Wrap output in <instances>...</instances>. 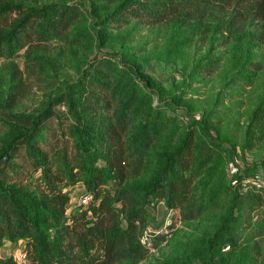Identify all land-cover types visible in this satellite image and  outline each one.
<instances>
[{"label": "trees", "instance_id": "trees-1", "mask_svg": "<svg viewBox=\"0 0 264 264\" xmlns=\"http://www.w3.org/2000/svg\"><path fill=\"white\" fill-rule=\"evenodd\" d=\"M82 1L0 0V59L13 58L24 48L30 58L35 43L51 40L80 43L97 38L104 44L110 24L132 20L160 24L180 17L207 26L206 18L222 12L231 15L221 21L229 26L246 14L264 19V0H120L108 13L101 11L108 8L104 3L92 1L86 6ZM13 15L8 25L3 23ZM89 19L90 27L78 26ZM109 70L112 74L107 77ZM140 82L153 87L151 78L129 62L96 57L65 91L48 95L36 113L8 112V130L0 138V248L6 239L22 240L29 264H264V187L243 188L245 176L255 172L264 176L259 168L240 172L228 184L229 207L214 231L190 253L171 258L149 255L141 236L144 228L161 221V206L156 203H164L166 212L177 210L182 224L200 216L204 206L192 199L196 179L205 174L206 200L213 203L206 188L219 166L214 161L217 148L198 139L197 123L170 149L151 153L172 116L164 103L143 107ZM16 85L20 87L21 81ZM19 92L20 88L0 106L8 109ZM61 104L68 106V115L56 110ZM99 109L111 111L109 120L94 125L92 132L82 119ZM263 113L264 101L254 110L255 115ZM50 119H58L54 128L47 124ZM134 121L139 127L130 134ZM47 130L52 134L49 142L44 137ZM18 158L25 160L22 171H9L10 166L24 165ZM147 166L151 171L146 180L127 184ZM35 173L43 183L41 195L22 184ZM78 183L94 201L88 209L70 214L69 188ZM0 264L23 263L10 256L0 257Z\"/></svg>", "mask_w": 264, "mask_h": 264}, {"label": "rangeland", "instance_id": "rangeland-1", "mask_svg": "<svg viewBox=\"0 0 264 264\" xmlns=\"http://www.w3.org/2000/svg\"><path fill=\"white\" fill-rule=\"evenodd\" d=\"M92 1L106 4L108 8L101 11L108 13L120 0H83L81 3L89 6ZM90 11L89 7L88 13ZM243 11L247 13L244 8ZM246 15L233 26L221 23L231 19V15L225 12L206 18L207 26L183 21L180 17L160 24L132 20L126 25L110 24L104 44H100L97 38L80 43L51 40L35 43L30 58L26 57L28 48L20 50L13 58H2L0 104L10 99V94L18 88L20 92L17 94L19 98L8 109L0 106V138L8 130V112L36 113L48 95L55 96L65 91L86 68L91 67L96 57L134 65L153 82L150 88L140 82L139 95L143 107L150 103L153 107L164 103L169 106L167 113L172 116L171 125L155 138L151 153L176 145L192 123H197L198 139L206 140L217 148L214 161L219 168L214 178H209L210 184L206 188L212 192L214 202L206 200L205 174L198 176L192 199L204 206L202 214L184 222L174 243L160 251V257L166 258L188 254L214 231L229 207L228 184L232 185L240 172L264 169V113L254 114L264 101V19ZM14 16L3 23L8 25ZM91 21H81L78 26L90 27ZM111 74L110 70L106 72L107 77ZM18 81H21L20 87L16 85ZM56 110L68 115L66 104L58 105ZM108 113L111 111L106 113L99 109L97 113L84 114L82 124L94 132V125L103 121L107 123ZM57 121L50 119L47 124L54 128ZM138 127V121H134L129 133L133 134ZM44 137L49 142L51 131H45ZM41 144L46 149L47 143L42 141ZM18 163L24 165L20 168L10 166L8 170L22 171L25 160L18 158ZM28 169L26 166V171ZM150 171L147 166L145 173L129 178L127 184L146 180ZM36 174L24 179L22 184L32 193L41 195L43 183ZM13 180L17 181L16 178ZM69 189L68 213L88 209L90 204L80 206L78 200L85 192V186L78 183ZM201 194H205L204 198ZM157 205L161 206L158 209L161 221L153 222L155 228L163 225L167 216L163 203L157 202ZM126 224L123 220V225ZM24 245L22 240L11 242L6 239L0 248V257L17 256Z\"/></svg>", "mask_w": 264, "mask_h": 264}, {"label": "built area", "instance_id": "built-area-1", "mask_svg": "<svg viewBox=\"0 0 264 264\" xmlns=\"http://www.w3.org/2000/svg\"><path fill=\"white\" fill-rule=\"evenodd\" d=\"M256 187H264V176L261 172H255L249 174L243 179V188L245 190ZM80 205H88L94 201V196L90 192L85 191L80 195L79 199ZM180 215L177 210L168 209L167 216L164 219V224L155 228V225H149L144 228L141 241L143 245L147 248V251L150 256H157L160 254V251L167 247L170 240L174 236L175 232L183 225ZM19 262L27 264V253L25 250H21L17 255Z\"/></svg>", "mask_w": 264, "mask_h": 264}, {"label": "crops", "instance_id": "crops-1", "mask_svg": "<svg viewBox=\"0 0 264 264\" xmlns=\"http://www.w3.org/2000/svg\"><path fill=\"white\" fill-rule=\"evenodd\" d=\"M163 205H164V203H163ZM165 206V205H164ZM164 208V207H163ZM166 208V207H165Z\"/></svg>", "mask_w": 264, "mask_h": 264}]
</instances>
